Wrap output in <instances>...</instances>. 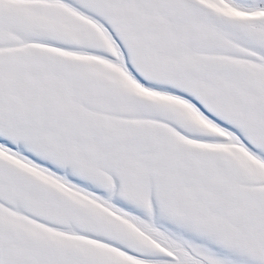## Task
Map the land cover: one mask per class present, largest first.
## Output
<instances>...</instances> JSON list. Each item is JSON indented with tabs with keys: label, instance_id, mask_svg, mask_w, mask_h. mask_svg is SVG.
<instances>
[{
	"label": "snow or ice",
	"instance_id": "1",
	"mask_svg": "<svg viewBox=\"0 0 264 264\" xmlns=\"http://www.w3.org/2000/svg\"><path fill=\"white\" fill-rule=\"evenodd\" d=\"M0 264H264V0H0Z\"/></svg>",
	"mask_w": 264,
	"mask_h": 264
}]
</instances>
